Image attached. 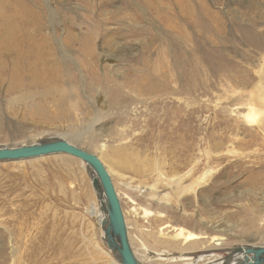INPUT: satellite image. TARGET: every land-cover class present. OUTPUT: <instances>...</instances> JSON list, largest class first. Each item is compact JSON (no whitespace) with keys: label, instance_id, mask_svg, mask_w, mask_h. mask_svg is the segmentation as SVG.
<instances>
[{"label":"rangeland","instance_id":"374dc122","mask_svg":"<svg viewBox=\"0 0 264 264\" xmlns=\"http://www.w3.org/2000/svg\"><path fill=\"white\" fill-rule=\"evenodd\" d=\"M1 1L7 6L18 2L20 8L5 30L0 26V53L9 51V60L23 62L15 64L14 71L10 63L0 70V146L55 138L99 155L104 140L110 145L125 133L129 153L142 162L164 165L165 176L170 177L172 169L178 175L190 170L183 181L187 191L170 195V201L160 205L143 193L152 182L160 197L168 193L153 173L128 172L123 180L114 176L122 213L141 255L149 250L141 244L144 240L150 243L149 251L165 257L162 264L168 254L177 257L189 251L193 260L185 264H214L223 257L216 254L226 249L264 246V132L242 118L251 100L264 101V80L257 79L264 76V47L257 50L239 38L233 25H243L255 41H264V0H202L211 9L210 17L220 19L225 33L233 36H227L222 53L209 46L198 52L192 75L182 62V75L173 84L168 78V89L158 66L145 61L140 65L139 46L141 28L155 24L147 3L173 0ZM197 3L193 0L194 6ZM10 31L9 43L5 35ZM67 33L73 39L68 45ZM123 33L129 41L120 37ZM91 39L93 56L85 54ZM55 87L66 90V106L51 96L39 97ZM134 87L143 89L140 97L130 90ZM171 89H180L177 99L166 94ZM26 94L38 110L30 113L14 103ZM129 103L141 108L124 119L123 106ZM101 119L107 129L95 133L90 127ZM62 158L0 162V264L116 260L96 225L95 208L101 204L89 170L78 159ZM188 232L199 239L183 244ZM214 238H222L221 245L216 246ZM213 254L218 261L209 256Z\"/></svg>","mask_w":264,"mask_h":264},{"label":"bare ground","instance_id":"6f19581e","mask_svg":"<svg viewBox=\"0 0 264 264\" xmlns=\"http://www.w3.org/2000/svg\"><path fill=\"white\" fill-rule=\"evenodd\" d=\"M197 1L198 3L196 6L193 5V0H173V2L166 1L165 3H161L159 5L157 4L156 6H153L152 4L147 3L148 12L152 16L155 24L152 25L153 23L152 24L148 23L145 26H143V28H141L143 29V39L144 40L142 39V42L139 46L141 47L142 59H143L141 60L140 65L142 66V64L144 63L143 61H145L146 63H149L153 68H156V66H158L159 70L157 71L160 72L159 76L163 79V85L165 86L166 89L169 88L170 81H171V84H173L177 81L175 77L177 78L182 75L181 72H183L182 69L184 68L181 66L182 62H185V66H189V73L190 75H192V67L193 65L195 66L197 62V53L201 52L202 49H208L206 46H209L210 50H214L219 53H222V48L227 42V36L231 35V34L225 33L224 23L220 19L216 18L215 20H213V18L210 17L212 13L210 11L211 9L209 8L208 4H206L202 0H197ZM9 2H12V0ZM19 8H20L19 3L15 1L9 4L8 6L6 5L5 2L3 1L0 2V26L4 28V30H5V25L8 22V20L14 15L15 10ZM136 22L138 21L136 20ZM9 24H11V22ZM233 25H234V32H236L239 38L245 40V42L249 43L251 46H254L255 49L262 50V48L264 47V41H261V40L255 41V37L253 36V34L250 31H246L245 30L246 28L243 25H239V24H236V25L233 24ZM154 29L156 30V32H154ZM12 31H10L7 35H5V37L8 39L7 42L9 41V43L12 40L11 38ZM234 32L233 34H235ZM120 37H123L125 40H128V41L130 40V37H128L126 33L120 34ZM65 40H66L65 44L68 45V42L71 43L73 39L71 35L67 33ZM92 45H93V39L87 42V46H86L87 50L85 53L86 55L93 56ZM50 53L54 59V55H55L54 49L50 50ZM11 54L12 53L9 51H6L5 53H0V70L6 69L7 67L6 63H10L12 65L13 71L15 70V68H13L15 64L16 66L22 65L19 63V62H23L21 58H19V60H16V58L14 57L9 60L7 56H11ZM123 60H126V59L125 58L121 59V61ZM82 62L80 60V63L78 64L82 66L81 65ZM83 66H85V68L92 69V67H87L88 66L87 64H83ZM139 78L145 79L146 76L142 73H139ZM168 78H173V79L169 81ZM56 79L59 80L58 75L56 76ZM210 79H212V77ZM224 79H226L225 76H224ZM257 79L259 81H261L262 79L264 80L263 74L261 73L257 77ZM213 80L215 81V79ZM104 81L107 84L112 83L113 86L116 88L118 87V85L114 82L108 81L106 79ZM231 81L233 80H228V82H231ZM134 88L136 89L135 90L130 89V90L136 93L138 97H140L143 89H141V87H134ZM113 92H117V89L113 90ZM43 93H40L39 97L41 99H46L47 96H51V99L54 102L60 103V105H63V106H66L68 102L67 93L64 88L55 87ZM166 94L168 96H172L173 99H177L176 97L181 94V91L180 89H176L173 91H166ZM30 97H31L30 95L26 94L25 96L20 97L22 101H17L14 103L24 106L25 109H27L30 113H32L33 112L32 108L34 109L36 108H35V105L32 103V100H34V98H30ZM252 97H254V94H252ZM117 101L118 99L112 103L115 104ZM42 102H45V100H42ZM138 108H141V105L139 103H129V104L124 105L123 111H122V117L126 119L127 118L126 116H128L129 114L130 115L136 114L138 111ZM242 118L245 121L247 120L248 122L257 123V127L264 132V120H263L264 119V101H259L257 98L251 100V103L248 104L247 112L243 114ZM102 123H103V119H101L100 122H97L94 127H90V129L94 130L95 133H99L103 127L106 130L107 129L106 125ZM128 139L129 138L128 136H125V133L121 134V136H118L116 137L115 140L109 142L111 146L107 145L106 142L108 141L104 140L103 142H105V144L100 145L99 155H95V153L91 150L86 151V150L80 149L76 145H74L72 142H70L69 140H65V141L71 144L72 146H75L78 149L88 152L98 158V160L104 167V170L106 171V173L108 174L111 180L112 186L116 192L118 200L120 196L116 189V186L113 183L114 176L118 177L120 180H123L125 173H128V172L137 174L138 176L142 174H149L153 176L154 174V176H156L155 181H160V183H163L161 188H164L165 190H167L168 193L164 194L161 197L159 196L158 191L155 189L156 182L151 181L152 184L153 183L154 184L153 185L151 184L152 186H149V187L147 186L146 188H144V192H143L148 199L155 201L159 205L163 202H169L170 200H168V198L170 197V195L171 196L172 194L180 195L187 189V187L183 185V181L187 177L189 178L188 175H189L190 170L184 172L182 175H178L177 172L172 171L173 170L172 169L171 170L172 175L170 177L165 176V172L168 173V171L164 170V165L160 166L157 163L142 162L138 159L135 153L133 152L129 153L130 144L128 143ZM53 140H59V139L53 138ZM32 144H37V143H32ZM32 144H29V145H32ZM21 146H26V145H21ZM21 146H18V147H21ZM0 148H17V147L16 146H13V147L0 146ZM54 155L56 157H59L61 159L60 161H64L63 160L64 158L62 157H68V158L77 160V158L72 157L70 155H66V154H54ZM40 158H43V157H40ZM35 159H39V158H34V159L26 160V161H32ZM78 161H80L83 164V166L89 170V177L91 178L92 183L97 190L99 204H101V207L100 205H97L95 208L96 225L98 227V230H100V232L102 233L101 240L105 242L104 228L107 225V214L105 210L104 195L101 190L96 174L84 162H82L79 159ZM19 162H23V161H13V163H19ZM162 179H163V182L161 181ZM136 184L138 183H135V185ZM126 185L128 186L129 184L126 183ZM135 189H140V187L137 186L135 187ZM87 199L89 198L87 197ZM144 212L147 215L148 212L147 211H144ZM123 219H124V224L126 228L128 244L138 264H142L143 260H145L148 263L162 264L161 261H163L162 259L163 255L149 251L150 250L149 241L147 240L140 241L141 244H144L145 242L146 247L148 246L149 250L146 251L145 249L146 251L145 254L141 255L142 253L137 251L136 246H135L136 241H134L133 237L131 236V230H130L131 228L126 223V219L124 215H123ZM167 227L168 225H166L164 228H167ZM177 229L179 232L183 231L182 228H177ZM199 237L200 236L197 234L188 232L185 236V239L183 240V244H187V243L191 244L192 241L199 239ZM156 239H159V240H155L157 241L156 243H158L159 241V244H160L159 246H162L161 241H160L161 238L157 237ZM222 240H223L222 238H218V239L214 238V241L216 243L215 245L216 246L221 245ZM192 245L189 246L191 247L189 249L193 248ZM238 248L239 247H232L230 249H226L224 252L220 254H216L218 256L219 255L223 256V257H220L221 261H218L217 259L218 257L215 256L214 254L209 255V256L214 257L213 259H215V261L212 260V262L218 261L214 264H239V262H241L243 259V255L241 254V251L240 252L236 251V249ZM242 248H244V246H241L240 250ZM189 253H192V252L189 251ZM189 253L187 254L185 253L177 257L175 255L173 256L171 254L170 255L168 254V256H166L168 257V260H164V261H167V263L164 262V264H182L184 262H190L193 260V258L190 256L191 254L189 255ZM113 255H114V258H116V260L110 259L109 263L111 262V264H121L119 261L118 255L114 253ZM146 255H147V259H143V258H146Z\"/></svg>","mask_w":264,"mask_h":264},{"label":"water","instance_id":"95a60500","mask_svg":"<svg viewBox=\"0 0 264 264\" xmlns=\"http://www.w3.org/2000/svg\"><path fill=\"white\" fill-rule=\"evenodd\" d=\"M66 154L75 157L96 174L105 199L107 225L104 228L107 248L118 255L121 264H138L128 244L122 209L111 180L98 158L63 140H49L17 148H0V162L26 161L34 158ZM239 264H264V246L248 244L241 250Z\"/></svg>","mask_w":264,"mask_h":264}]
</instances>
